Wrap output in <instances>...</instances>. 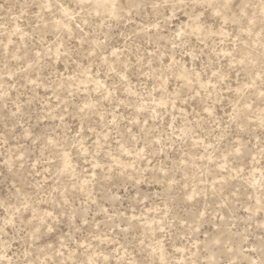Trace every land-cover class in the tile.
<instances>
[{
  "label": "rangeland",
  "instance_id": "obj_1",
  "mask_svg": "<svg viewBox=\"0 0 264 264\" xmlns=\"http://www.w3.org/2000/svg\"><path fill=\"white\" fill-rule=\"evenodd\" d=\"M0 264H264V0H0Z\"/></svg>",
  "mask_w": 264,
  "mask_h": 264
}]
</instances>
